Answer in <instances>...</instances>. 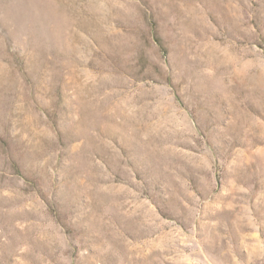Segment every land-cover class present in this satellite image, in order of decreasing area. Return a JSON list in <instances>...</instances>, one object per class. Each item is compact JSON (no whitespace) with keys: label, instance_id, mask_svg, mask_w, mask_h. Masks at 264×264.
I'll return each instance as SVG.
<instances>
[{"label":"rangeland","instance_id":"rangeland-1","mask_svg":"<svg viewBox=\"0 0 264 264\" xmlns=\"http://www.w3.org/2000/svg\"><path fill=\"white\" fill-rule=\"evenodd\" d=\"M0 264H264V0H0Z\"/></svg>","mask_w":264,"mask_h":264}]
</instances>
